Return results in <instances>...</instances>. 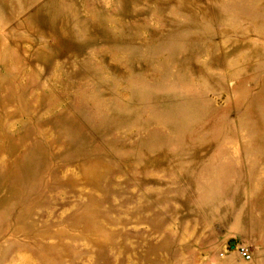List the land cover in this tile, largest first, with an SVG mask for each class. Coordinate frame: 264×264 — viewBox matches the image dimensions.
I'll return each mask as SVG.
<instances>
[{
  "label": "rangeland",
  "instance_id": "rangeland-1",
  "mask_svg": "<svg viewBox=\"0 0 264 264\" xmlns=\"http://www.w3.org/2000/svg\"><path fill=\"white\" fill-rule=\"evenodd\" d=\"M44 1L0 0V264H264V0Z\"/></svg>",
  "mask_w": 264,
  "mask_h": 264
},
{
  "label": "bare ground",
  "instance_id": "bare-ground-1",
  "mask_svg": "<svg viewBox=\"0 0 264 264\" xmlns=\"http://www.w3.org/2000/svg\"><path fill=\"white\" fill-rule=\"evenodd\" d=\"M61 7V0H45L41 4H36L34 10L32 11L30 17H34L35 21H44L45 19H50L54 21L61 15L59 8ZM41 18V20L39 19ZM25 25L30 26L28 20L25 21Z\"/></svg>",
  "mask_w": 264,
  "mask_h": 264
},
{
  "label": "crops",
  "instance_id": "crops-1",
  "mask_svg": "<svg viewBox=\"0 0 264 264\" xmlns=\"http://www.w3.org/2000/svg\"><path fill=\"white\" fill-rule=\"evenodd\" d=\"M173 240L171 237L169 236H164L161 240H159L156 244H153L151 246V249H153L154 251H158L159 253H169L171 254V244H172ZM224 256H222L221 258H224ZM181 264H192V259H185L182 258L181 260Z\"/></svg>",
  "mask_w": 264,
  "mask_h": 264
},
{
  "label": "built area",
  "instance_id": "built-area-1",
  "mask_svg": "<svg viewBox=\"0 0 264 264\" xmlns=\"http://www.w3.org/2000/svg\"><path fill=\"white\" fill-rule=\"evenodd\" d=\"M232 247H235L238 255L242 257L244 260H250L251 259V251L249 247L245 244H237L233 245ZM227 252V246L224 247V250H222L219 255L224 256L225 253Z\"/></svg>",
  "mask_w": 264,
  "mask_h": 264
},
{
  "label": "water",
  "instance_id": "water-1",
  "mask_svg": "<svg viewBox=\"0 0 264 264\" xmlns=\"http://www.w3.org/2000/svg\"><path fill=\"white\" fill-rule=\"evenodd\" d=\"M232 246L234 245V241H231Z\"/></svg>",
  "mask_w": 264,
  "mask_h": 264
}]
</instances>
